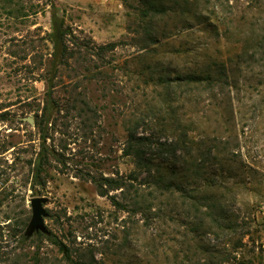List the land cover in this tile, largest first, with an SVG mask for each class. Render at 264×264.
Returning <instances> with one entry per match:
<instances>
[{"label":"rangeland","instance_id":"1","mask_svg":"<svg viewBox=\"0 0 264 264\" xmlns=\"http://www.w3.org/2000/svg\"><path fill=\"white\" fill-rule=\"evenodd\" d=\"M153 1L56 0L75 35L116 48L107 53L102 74L92 59L60 68L54 97L62 103L77 97L86 112L67 111L64 104L46 115L45 145L56 153L50 152L41 185L33 183L31 162L44 141L25 117H35L47 91L40 61L47 56L51 7L47 0H13L38 10L21 17L9 0H0V264H183L192 255V232L178 222L190 210L178 195L160 197L165 216L155 224L148 186L139 193L131 187L128 198L111 191L125 202L117 208L91 180L134 169L124 153L129 128L156 148L169 141L170 123H189L194 143L220 152L217 161L232 174L217 191L237 195L231 205L253 235L245 239L246 251L264 261V0H157L160 11L149 9ZM151 37L160 41L152 59ZM157 61L181 73L212 66L217 77L225 68L226 76L213 88L166 89L149 78V62ZM86 67L91 71L76 77ZM171 96L175 113H169ZM34 196L47 199V231L27 237ZM48 235L63 241L70 256Z\"/></svg>","mask_w":264,"mask_h":264},{"label":"trees","instance_id":"2","mask_svg":"<svg viewBox=\"0 0 264 264\" xmlns=\"http://www.w3.org/2000/svg\"><path fill=\"white\" fill-rule=\"evenodd\" d=\"M154 1L149 3V9L162 10L159 5L156 7L159 1ZM47 4L51 7V31L43 37L48 51L46 58L40 61L42 65L40 68L45 70L42 79L47 81V91L43 100L37 104L34 117L35 126L41 131L44 142L35 161L31 162L33 183L41 185L47 182V167L51 165L50 152L56 153L54 149L50 151L45 145L49 137L48 129L44 127L46 120L48 121L46 115L53 110L59 111L64 104L67 111L78 109L80 113L86 112V108L77 103L86 102L77 97L63 103L54 97L55 90L60 84L55 81L60 68L68 66L71 60H75L81 66L82 61L92 59L97 68L95 70L102 74L104 72L102 68L109 66L104 65L107 53L116 48L115 42L97 44L75 35L66 25L64 15L60 14L56 0H47ZM8 5L21 17L38 13V10L14 3L13 0H9ZM150 40L149 57L152 59L160 41L153 37ZM91 55L97 59L94 60ZM27 66H30V63H27ZM158 66L161 67L160 72L156 70ZM223 70V75L217 77L212 71V66L181 73L178 67L170 63L149 62V78L166 89L193 84L196 86L205 84L206 87L213 88L214 82L226 76V69ZM90 71L91 68L86 67L76 77L84 76ZM74 86L77 88V85ZM168 91L172 93V90ZM174 101V97L171 96L169 113L176 112ZM166 130L170 132L168 142H159L156 148H147V141L150 145L152 139L139 135L134 128H129L124 153L133 157L135 167L128 176L91 175L98 193L109 197L117 208H125V202L119 200L111 191L120 189L128 198L126 193L130 192L131 187H136L135 191L139 193L144 188L143 185L148 186L149 221L155 224H159L165 216L163 200L160 197L178 195L182 203L190 209L182 214L178 222L183 223L192 232L189 242L191 243L189 251L192 255L187 256L183 264H264L263 260L256 259L246 251L248 241L245 239L248 237L252 240L253 235L250 228L245 229L239 223V217L231 205L237 201V195L228 197L227 191L223 194L217 191L223 183L225 184L227 176L232 174L230 167L220 165L217 161L220 152L203 141L194 143L195 136L190 132L189 123H181L178 127H175V123H170ZM139 177L143 181L137 182L134 186V181ZM140 195L137 194V197H141ZM139 203L140 199H137V204ZM246 218L242 217V221ZM48 236L67 257L70 256L68 246L63 241L54 235Z\"/></svg>","mask_w":264,"mask_h":264},{"label":"water","instance_id":"3","mask_svg":"<svg viewBox=\"0 0 264 264\" xmlns=\"http://www.w3.org/2000/svg\"><path fill=\"white\" fill-rule=\"evenodd\" d=\"M25 120H27L31 125H34V117L32 115L25 117ZM46 201V197L43 196H34L30 199L32 216L26 229L27 237H30L34 233H38L40 231H47L45 217L48 216V211L44 206Z\"/></svg>","mask_w":264,"mask_h":264}]
</instances>
